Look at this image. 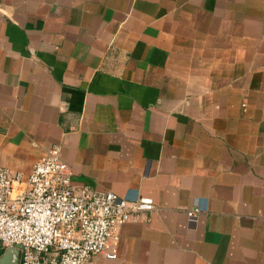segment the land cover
Here are the masks:
<instances>
[{
  "label": "crops",
  "instance_id": "obj_1",
  "mask_svg": "<svg viewBox=\"0 0 264 264\" xmlns=\"http://www.w3.org/2000/svg\"><path fill=\"white\" fill-rule=\"evenodd\" d=\"M57 149L154 203L92 264H264V0H0V164Z\"/></svg>",
  "mask_w": 264,
  "mask_h": 264
},
{
  "label": "built area",
  "instance_id": "obj_2",
  "mask_svg": "<svg viewBox=\"0 0 264 264\" xmlns=\"http://www.w3.org/2000/svg\"><path fill=\"white\" fill-rule=\"evenodd\" d=\"M153 209L150 197L74 186L58 149L40 157L27 176L0 164V243L20 250L19 264H92L99 254L116 258L108 251L114 232ZM200 211L189 210V218Z\"/></svg>",
  "mask_w": 264,
  "mask_h": 264
},
{
  "label": "water",
  "instance_id": "obj_3",
  "mask_svg": "<svg viewBox=\"0 0 264 264\" xmlns=\"http://www.w3.org/2000/svg\"><path fill=\"white\" fill-rule=\"evenodd\" d=\"M13 256L12 260H9V264H19L20 262V250L16 247H8L6 251V256L4 257V260H7L8 258H11Z\"/></svg>",
  "mask_w": 264,
  "mask_h": 264
}]
</instances>
